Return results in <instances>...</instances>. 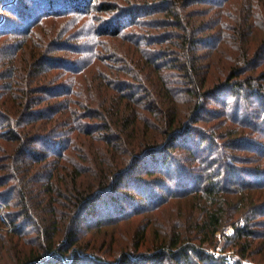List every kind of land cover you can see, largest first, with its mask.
Instances as JSON below:
<instances>
[{"label": "trees", "instance_id": "1", "mask_svg": "<svg viewBox=\"0 0 264 264\" xmlns=\"http://www.w3.org/2000/svg\"><path fill=\"white\" fill-rule=\"evenodd\" d=\"M228 1L124 0L114 7L30 0L25 11L20 3L7 7L17 17H0V39L15 41L0 47V203L18 211L4 217L0 205V228L11 227L0 232V264H230L207 246L228 226L234 264L264 262V159L244 168L237 153L264 156V42L253 53L242 31L245 21L253 29L252 5L234 28L233 50L241 54L229 55L223 81L209 84L198 55L230 36L224 27L214 32L215 19L205 22L216 12L193 7L218 10ZM68 11L88 23L62 29ZM61 50L73 57L57 56ZM51 70L59 82L39 79ZM211 101L222 103L213 118H225L227 130L198 125L209 119ZM180 149L185 155L175 153ZM187 197L196 209L168 219L165 237L147 253L105 262L81 248V225L101 229ZM61 216L69 225L57 242ZM34 226L36 250L12 240Z\"/></svg>", "mask_w": 264, "mask_h": 264}, {"label": "rangeland", "instance_id": "2", "mask_svg": "<svg viewBox=\"0 0 264 264\" xmlns=\"http://www.w3.org/2000/svg\"><path fill=\"white\" fill-rule=\"evenodd\" d=\"M10 2V3H9ZM8 5H6L3 1H0V17L2 18V21H5L6 18L15 20L17 17V14L12 11H8L7 7L9 5H13L16 3H20V8L22 9L21 11H25L24 6L27 4H30V0H11L9 1ZM64 2V1H63ZM126 2V1H125ZM124 0H94L93 4H98L99 6H103L104 4H114V7L117 4V6L125 5ZM229 3H225L222 7H204V6H196L193 7L194 10L197 9H207L209 10V13L217 15L213 16H207L205 19V22L212 21V18L215 19V23L217 24L216 29H214V32L216 30H219V28L224 27V35L230 36L229 39H232L233 36L236 35V31L234 28H238L240 25V17H245L243 14L245 12L243 11L244 8L249 7V4L252 5V8H254V11H252V14L254 13L253 18V25L251 26L253 29L248 28L246 21L243 22L244 24V29H242L243 33L247 34L245 36L246 38V44L249 48H251L252 52H256L259 47H262V43L264 42V0H230L228 1ZM85 9V8H84ZM32 9L29 6L28 12H30ZM71 13L73 12H67L65 13L66 15L64 16H70L64 18L61 22H67V23H62L60 26L61 28L63 27L65 29L66 26L71 25L75 26L74 30H78L80 25H83L84 23H88L86 19L81 18L79 20L78 18L72 17V16H81L82 14H76L72 15ZM115 12H110V13H94L91 16H99V17H104V16H113ZM256 14V16H255ZM241 15V16H239ZM260 15V16H259ZM84 16V15H83ZM215 17V18H214ZM237 20V21H236ZM90 24H96L93 23V21H90ZM99 24V23H98ZM262 27V28H261ZM62 28V29H63ZM133 32L138 31L141 34H147L149 29H139V28H133L131 29ZM62 31V30H61ZM152 31V30H151ZM49 32L48 29L41 31L40 34L42 37H47V33ZM63 32V31H62ZM250 32V33H249ZM249 33V34H248ZM210 34V33H208ZM224 39L222 38L220 45L218 47H213V49H209L206 47H202L198 49V55L203 56L202 64L203 66L207 67L205 69V74H208V79H209V84H216L217 82H221L225 79V75L228 72V68L230 65H232L233 60L229 57L235 56V57H240L239 55L237 56V53L235 50H233L234 46L237 44L234 42L235 37L231 40V43L226 40L225 42L223 41ZM15 43L14 39L12 37L0 39V47L3 46L5 43ZM228 42V44H227ZM243 48L245 45V40L243 42H238ZM235 44V45H233ZM23 49H20L17 51V53L21 56L23 54ZM6 52V50H5ZM241 54V53H240ZM57 56L61 57H73V53L71 54L70 51L66 50H61L58 52ZM75 57H78L77 55H74ZM262 71H264V64L262 66ZM42 73V72H41ZM39 74L38 77L39 79L43 80L46 78L47 80L54 81L55 77L57 76L58 72H54L53 70L47 71V73ZM259 73V72H258ZM44 77V78H43ZM260 79V78H259ZM57 82L60 81V79L55 80ZM49 97V98H48ZM45 97V99L49 102L55 101V99L51 98L50 96ZM257 104V103H255ZM209 109V115H208V120H201L199 122V126L201 128H210L212 127L213 129H219L218 126L221 125L220 130L223 129H228L230 127L229 122H223L222 121L225 119H216L213 118V112L219 114L223 109H222V103H218L216 101H211L209 106L207 107ZM214 126V127H213ZM222 133L224 132L221 131ZM224 134V133H223ZM85 147V146H84ZM178 156H183L185 155L184 150L180 149V151H175ZM241 158L242 162L241 165L246 168H255L257 167V162H253L254 160L256 161L257 159H264V156H260L257 154H254L252 152L248 151H239L237 152ZM73 155V153H71ZM75 156V155H73ZM6 157V156H5ZM187 163H189L187 161ZM71 167V165H70ZM1 174V173H0ZM87 178V177H86ZM89 178V177H88ZM36 185V186H40ZM129 192L130 189H125ZM43 197H45L44 194H42ZM62 201V200H61ZM174 202V203H173ZM170 205H166L163 207L165 209L164 211H158L154 213H146L142 212L136 216H131L130 219L120 221L118 223H115L110 226L103 227L101 229H93V228H86L84 225H81V237L79 239L81 248L85 250V253L96 258H100L102 261L105 262H111V261H116L121 255L124 253H130L132 255H139L141 253H147L149 250L153 249L155 246L159 244V241L162 240L165 236L163 234L166 233V230L168 231V227L170 226V223H168V219H172L173 217L179 215L183 211V213H186L187 215H191L196 208L194 201L192 200V197H187V199L183 200H177L173 201ZM1 214L4 217H7L6 214L8 212H17V208H5L3 204H1ZM60 209L64 210L60 206ZM35 212L37 213L39 219L41 214L37 208H34ZM162 224H165V227H161ZM59 225H60V230L61 234L58 237L57 242H62L64 239V234L63 232L66 230V228L69 225V221L65 219V217L61 216L59 217ZM86 228V229H85ZM11 227L9 224H6V227H1L0 232L7 233L9 232ZM84 229V230H83ZM30 232L24 239H18L16 237H13L12 240H20L19 242L25 243L26 249H33L36 250L37 244L41 242V239L38 238L40 228L38 226H34L30 228ZM144 233H146L144 237ZM235 230L232 226L226 227L224 231L219 232L217 234V239L215 242V245H207L208 246V251L209 253L213 254L215 257H224V258H229L231 257L232 260H237L239 258L238 254L235 253V249L233 248H226V241L228 236L234 235ZM144 237V239H143ZM39 240V241H38ZM27 241V242H25ZM29 241V244H28ZM138 250V251H137ZM8 256V255H7ZM230 263V262H229ZM235 263V262H234ZM230 263V264H234ZM244 264H256L253 260L246 259L244 261ZM261 264H264L262 262Z\"/></svg>", "mask_w": 264, "mask_h": 264}, {"label": "built area", "instance_id": "3", "mask_svg": "<svg viewBox=\"0 0 264 264\" xmlns=\"http://www.w3.org/2000/svg\"><path fill=\"white\" fill-rule=\"evenodd\" d=\"M227 260H228L230 263H234V260H232L231 257L227 258Z\"/></svg>", "mask_w": 264, "mask_h": 264}]
</instances>
